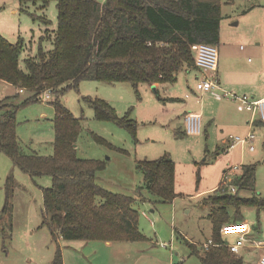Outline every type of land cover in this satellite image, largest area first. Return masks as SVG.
<instances>
[{
  "label": "trees",
  "instance_id": "16d2710c",
  "mask_svg": "<svg viewBox=\"0 0 264 264\" xmlns=\"http://www.w3.org/2000/svg\"><path fill=\"white\" fill-rule=\"evenodd\" d=\"M21 10L31 7L44 11L57 3L58 23L49 29L47 17H39L46 26L39 38L36 54H28L23 39L12 43L0 34V80L31 92L21 104L20 93L0 105V154L7 155L32 179L52 178V186L43 189V227H48L56 243L65 241L141 242L147 237L139 230L140 212L136 199L105 189L98 180L106 163L78 157L77 142L82 126L79 119L63 105L67 88L82 81L129 83L136 92L140 86L173 84L177 76L196 62L192 46L220 42L222 8L235 0H18ZM50 42L49 50L44 43ZM26 54V56H25ZM25 56V57H23ZM67 88L65 89L64 87ZM51 91L56 109L54 153L42 156L26 152L17 136L18 110L41 102ZM14 101V103H12ZM96 118L111 120L129 130L136 138L137 123L130 116L119 117L116 109L104 100H92ZM256 125L264 121L255 122ZM178 137L183 133L178 131ZM184 134L187 135L186 131ZM137 170L144 175L145 189L162 201H173L176 163L165 155L156 161H139ZM13 177L8 179V187ZM256 166L245 165L220 183L210 194L213 243L199 250L190 244L192 255L202 264H245L244 259L224 246L223 226L242 223L240 207H253L260 219L264 199L254 196ZM230 186V187H229ZM237 188L232 193L230 188ZM250 194V198L242 196ZM8 190L5 215L11 211ZM232 215L236 216L231 218ZM52 264H64L58 248Z\"/></svg>",
  "mask_w": 264,
  "mask_h": 264
},
{
  "label": "rangeland",
  "instance_id": "374dc122",
  "mask_svg": "<svg viewBox=\"0 0 264 264\" xmlns=\"http://www.w3.org/2000/svg\"><path fill=\"white\" fill-rule=\"evenodd\" d=\"M14 3L19 6L17 0H0V33L5 34L4 37L10 42H18L21 37L25 43L31 40L37 43L40 29L46 26L39 18L44 15L50 21L49 25L47 24L49 29L57 28L58 10L55 1L44 11L38 6L31 7L29 13H22L19 7L18 14L11 15V12H14ZM231 10L230 7L225 8L224 13L236 14ZM3 20L9 21L8 31L3 29ZM223 20L224 26L228 24L227 29L231 33L241 35V31L245 30L244 19L240 27L231 25L233 22L229 15ZM44 46L49 50L52 48L50 42L44 43ZM37 48L38 45L36 51ZM179 77V82L184 81L183 87L186 88V83L193 84L192 75L186 74L185 71H182ZM164 87L159 95L145 85L140 86L139 92H136L129 83L82 81L77 87H64L67 90L61 98L63 105L79 119L82 126L77 142L78 157L106 163V168L99 173V183L111 192L137 200L136 207L140 212L139 230L148 239L133 243L122 252L97 250L93 251L94 254L90 250L79 248L78 242L76 244L61 240L56 243L52 239L50 229L43 227V189L52 186V178L42 176L32 179L17 168L7 155L1 153L0 264H52L58 248L63 252L67 264H154V261L161 264L160 262L171 259L175 260L174 264H201L199 257L192 255L190 244H195L196 248L201 250L214 236L210 219L211 206L207 203L210 193L202 192L221 183L225 170L232 167L227 161L219 164L226 155L219 158L212 156L217 148L224 146L223 137L229 141L231 134L240 138H246L249 134L225 128L228 125L225 124L227 118L221 113L217 122L204 117L202 134H183L178 137L175 134L176 125L180 124L179 127L183 128L184 123H179L173 115L172 106L163 101L166 97ZM23 92L20 93L16 104L23 103L32 94ZM43 95L41 102L18 110L17 136L24 151L51 156L54 153L53 143L56 138V109L49 103L53 101V96L51 100H43ZM96 99L104 100L113 106L119 117L130 116L138 125L136 138L114 121L97 119L91 103ZM205 101L206 99L204 103ZM252 130L256 150L251 152L247 145L243 152L247 165L256 166L254 196L264 199V125L251 128L249 133ZM241 151V147H238L236 153ZM165 155L170 156L176 163L177 198L173 201H162L141 189L144 186V175L137 170L139 161H156ZM223 164L227 167L221 170L220 165ZM10 177H13V180L8 187ZM8 190L11 191L12 208L4 215L2 211L6 205ZM242 196L250 198L253 195ZM240 213L254 230V239L264 242V213L259 219L255 208L245 206L240 207ZM235 217L232 215L231 218ZM230 240L235 242L236 238L231 237ZM154 249L164 250L166 254L156 253ZM263 250L264 248L250 254L247 251V256H244L245 264H257L258 254L261 256Z\"/></svg>",
  "mask_w": 264,
  "mask_h": 264
},
{
  "label": "crops",
  "instance_id": "0c3cea01",
  "mask_svg": "<svg viewBox=\"0 0 264 264\" xmlns=\"http://www.w3.org/2000/svg\"><path fill=\"white\" fill-rule=\"evenodd\" d=\"M96 1L100 3H104L106 0H96ZM18 4L19 6L15 5L14 3V10H13L14 12H11V15H17L19 12V7H20V12L27 13L21 10V5L19 1ZM228 7L232 8L231 12L232 13L235 12L236 14L224 13L225 8ZM222 13H223V17H225L226 15L227 16L229 15L231 17L232 19L231 21L233 22V24L231 25L235 27H240L243 19L245 20L246 23H245V30L241 31L242 34L239 35V33H231V31H228L229 30L227 29L228 24L224 26V20L222 21L220 42L216 46V48L219 51V63H218V71H217V77L220 83L219 89H214L207 93H200L196 90L197 82L199 81L200 78H202L203 74L200 72V70L196 67L195 64L191 67L186 66V68L183 70L185 71L186 74L192 75L193 77V84L186 83V88L185 86L183 87L182 85L184 81L182 83L179 82L181 80L179 75L177 76L176 82L170 84L178 87L175 86L168 87L169 86L168 84H155L153 86H148L151 89V91L157 94H159L162 90V87L165 86L164 90L166 93V97L163 101L167 102V105L172 106L173 115L177 117L179 123L180 122L184 123L183 128L179 127L180 124L176 125L177 127L176 133L178 131H181L184 134L185 117L190 113H195L202 116L203 127H204L205 116L208 117V120L210 119V121L212 120L213 122H217L218 115L222 113L227 118L225 124L228 125H226L225 128H230L239 133H247L246 135L250 134L249 131L251 128L264 125V123H259L258 125H256L255 122H257L258 120L260 121V119L255 118L253 113L249 111H240L238 109L237 103L228 99L225 96L226 93H230L238 96H248L256 101L264 99V0H235L230 4L224 5L222 8ZM4 21L5 20H3L2 22L3 29L8 31L7 26H9V21L7 20H6L7 22ZM45 30L46 27L44 29H40V34L37 36L38 44L36 42H33V40L29 41L28 43L26 42L29 48V50H27L28 52L26 53L33 55L37 53L38 48L36 51V47L37 45L39 46V38L44 34ZM0 34L2 36L5 35L2 33ZM20 39L22 38L21 37L18 38V40ZM244 43H247V45H245ZM243 45H245V47ZM186 78H189V76H186ZM19 93L21 92L17 87L13 86L8 82L0 80V105L6 99L8 98L12 99L16 97ZM187 95H191V96L187 99L186 98ZM205 99L206 101L204 103ZM12 103H14V101ZM225 124H223V127L225 126ZM217 126L219 127V125ZM178 127L181 128V130ZM253 132L254 130H252L251 133ZM232 136L233 134L230 135L229 141H226V138L223 137L222 144L225 147L223 146L222 148H217V150L214 153L215 155L212 156L214 158H219L222 155L223 156L226 155V158L222 159L219 162V164L223 162L225 163L226 161L231 164L232 167H228L224 172V175L228 173L229 177L235 174L239 168L247 165L246 156L243 150L245 146L249 145L248 143L234 144V142L231 140ZM248 136L243 139H247ZM238 147H241L242 151L240 153H236ZM249 149H250V145H249ZM255 150L256 149L254 150L250 149L251 152H254ZM225 165L224 164L223 166L220 165L221 170L227 167V166L225 167ZM219 185L220 182L218 185L216 184L210 190L204 191L202 193L211 194L218 189ZM136 203H138L137 200ZM144 214H146V212ZM244 222L247 223L246 221ZM251 230L252 231L249 235V239L251 241H257L254 239L253 236L254 230L252 229V227ZM229 238L231 239V237ZM229 238L225 237L226 242H231ZM211 241L213 242V240L211 239L209 240L208 243H210ZM72 242L75 243L78 242L79 248L83 250L85 249L90 250L92 254H94L93 251H97V250L100 251L111 250L112 253L113 251L122 252L126 248H129L131 244L138 243V242H110V241L104 242V241H84V240H75V241L73 240ZM206 245L207 244H205L204 247ZM192 249L193 248H191V250ZM260 249L248 246L242 251L239 257H242L244 259V256H247L246 255L247 251L250 254V253H256ZM154 251L156 253H160L161 255L166 254L164 250L159 251V249H154ZM263 255H264V250L261 256H259L258 254L257 262L260 261ZM110 258H112V255H110ZM153 263L159 264L157 261H154ZM160 263L174 264L175 260L171 259ZM64 264H67L65 259H64Z\"/></svg>",
  "mask_w": 264,
  "mask_h": 264
},
{
  "label": "built area",
  "instance_id": "2783aa9c",
  "mask_svg": "<svg viewBox=\"0 0 264 264\" xmlns=\"http://www.w3.org/2000/svg\"><path fill=\"white\" fill-rule=\"evenodd\" d=\"M193 52L195 53L196 67L203 74L202 78L199 79L196 85V90L200 93H207L214 89H219L220 83L217 77L218 71V63H219V51L215 46H211L208 44H194L192 46ZM21 93L23 91H20ZM52 92L46 91L43 95V100H51ZM191 95H187L188 99ZM225 96L236 102L238 105V109L240 111H249L253 113L255 118L264 121V99L256 101L248 96H238L235 94L226 93ZM185 131L187 135H200L203 132V120L202 116L195 113H190L185 117ZM231 140L234 144L248 143L250 145V149L254 150V133H250L247 139H243L240 137H231ZM230 179L229 174L226 173L224 175L223 180L228 181ZM232 193H236L237 188L232 186L230 188ZM228 228H237L243 229L242 231L228 233L226 229ZM251 227L249 224L242 223H231L223 226L221 229V235L225 238L235 237V242H225L224 246L229 248L232 253L235 255H241L242 251L248 246L254 247L257 249L264 248L263 242L251 241L249 239V235L251 233ZM211 246H215V244L211 241L204 248L208 249ZM258 264H264V255L261 257Z\"/></svg>",
  "mask_w": 264,
  "mask_h": 264
},
{
  "label": "clouds",
  "instance_id": "9594fccd",
  "mask_svg": "<svg viewBox=\"0 0 264 264\" xmlns=\"http://www.w3.org/2000/svg\"><path fill=\"white\" fill-rule=\"evenodd\" d=\"M243 229H237V228H228L226 229V231L228 233H233V232H238V231H242Z\"/></svg>",
  "mask_w": 264,
  "mask_h": 264
},
{
  "label": "bare ground",
  "instance_id": "6f19581e",
  "mask_svg": "<svg viewBox=\"0 0 264 264\" xmlns=\"http://www.w3.org/2000/svg\"><path fill=\"white\" fill-rule=\"evenodd\" d=\"M230 187V186H229Z\"/></svg>",
  "mask_w": 264,
  "mask_h": 264
}]
</instances>
